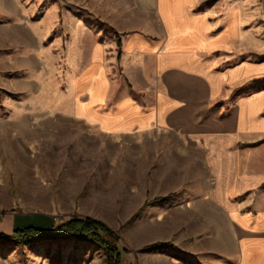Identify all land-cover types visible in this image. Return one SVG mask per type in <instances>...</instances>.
<instances>
[{
    "label": "crops",
    "instance_id": "crops-1",
    "mask_svg": "<svg viewBox=\"0 0 264 264\" xmlns=\"http://www.w3.org/2000/svg\"><path fill=\"white\" fill-rule=\"evenodd\" d=\"M65 1L76 108L12 112L0 168L63 166L72 145L100 150L145 134V243L172 241L203 264H264V57L240 58L252 0ZM87 13L109 23V37ZM102 70L103 109H80L90 83L76 80ZM169 257L149 251L145 264H185Z\"/></svg>",
    "mask_w": 264,
    "mask_h": 264
},
{
    "label": "rangeland",
    "instance_id": "rangeland-1",
    "mask_svg": "<svg viewBox=\"0 0 264 264\" xmlns=\"http://www.w3.org/2000/svg\"><path fill=\"white\" fill-rule=\"evenodd\" d=\"M250 2H247L246 14L251 18L245 25L246 32L251 33L244 39L248 49L240 58L253 55L263 58L264 0ZM66 7L65 0H0L1 138L6 136L5 123L11 121L12 112L76 108L77 97L71 86L76 64L66 49L73 26L67 25L62 18ZM88 17L86 25L91 30L95 33L101 30V36L109 37L111 26L108 22L100 15ZM112 55L108 49L107 74L120 90V82L114 77L116 69L111 67ZM236 59L235 53L230 54L231 62ZM117 61L120 63L121 58ZM76 83L77 89L90 83L91 102L81 105L80 109L102 110L107 89L103 70L100 77L91 73L85 80L78 78ZM114 97L115 94L108 92V100ZM98 102H101V109L94 108ZM1 148L5 149V144ZM74 148L72 145L63 166H49L48 163L57 160L39 158L30 161L33 166L1 167L9 184L5 186L6 178L0 170V235L13 238L17 230L29 226L51 230L73 217H92L105 223L119 237L120 264H145V253L149 251L168 253L185 264H203L172 241L145 243V134L131 142L103 146L100 150L88 149L84 144ZM26 153L21 150V154ZM26 161L29 160L23 159V163ZM89 163L96 166H89ZM172 196L170 193L161 201ZM9 219H15L13 227L7 225ZM0 264L109 262L104 247L79 233L71 238L42 239L31 244L0 241Z\"/></svg>",
    "mask_w": 264,
    "mask_h": 264
},
{
    "label": "trees",
    "instance_id": "trees-1",
    "mask_svg": "<svg viewBox=\"0 0 264 264\" xmlns=\"http://www.w3.org/2000/svg\"><path fill=\"white\" fill-rule=\"evenodd\" d=\"M79 233H83L86 239L105 248L109 264H120L121 253L117 247L119 237L105 223L92 217L85 219L73 217L51 230L29 226L24 230H17L13 238L0 235V241H20L31 244L42 239L71 238ZM166 245L162 244V246Z\"/></svg>",
    "mask_w": 264,
    "mask_h": 264
}]
</instances>
